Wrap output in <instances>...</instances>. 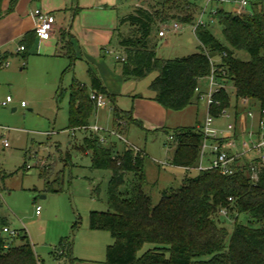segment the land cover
Returning <instances> with one entry per match:
<instances>
[{
	"label": "trees",
	"instance_id": "trees-1",
	"mask_svg": "<svg viewBox=\"0 0 264 264\" xmlns=\"http://www.w3.org/2000/svg\"><path fill=\"white\" fill-rule=\"evenodd\" d=\"M15 1L11 0L12 6ZM196 8L199 9L197 0H162L150 6L137 5L122 16L115 32L124 54L123 75L141 78L157 70L150 83L155 99L167 109L182 110L199 100L196 88L214 68L221 88L214 94L209 109L213 116H219L231 104L228 88L223 84H231L236 101L248 98L264 107V11L261 6L253 14L217 9L213 17L221 25L226 42L220 41L207 24L200 25L195 31L201 43L199 51L182 57H158L155 33L176 19L192 23ZM124 25L129 27L127 32L120 29ZM65 36L63 32L62 42ZM34 40L36 34L31 31L20 41L26 47L23 59L30 54ZM65 46L67 50L60 54L70 58L69 67H72L76 56ZM241 50L249 54L248 60L236 55ZM217 56L219 63L213 60ZM89 76V90L75 81L71 84L68 128L89 125L97 109L90 98V93L95 91L105 94L113 103L114 129L120 133L125 131L134 120L131 111L119 109L116 96L108 93L95 72L89 70ZM62 92L60 89L59 95ZM170 136L173 140H169V145L175 143V148L169 164L187 171L190 170L187 167L196 166L202 142L199 124L178 127ZM82 144L91 151L93 168L111 171L107 193L110 210L90 213V227L107 230L113 238L106 248L105 264H264V166L259 168L255 180L249 175L248 162L232 175H223L217 169L200 170L193 176L187 172L180 187L163 190L154 205L144 189L147 178L143 149L136 151L126 146L116 154L113 144L101 143L93 133L85 136ZM65 161H70L68 156ZM129 173L133 175L130 179ZM54 181L46 183L49 190H54ZM222 209L237 214L231 231L218 219ZM241 215L258 225L243 222ZM1 224L3 228L5 218ZM17 231L10 241L0 233V264H39L28 235L23 230ZM16 238L22 243L14 244ZM146 245L150 246L146 248ZM57 248L64 250L68 264H75L70 239L62 238Z\"/></svg>",
	"mask_w": 264,
	"mask_h": 264
},
{
	"label": "rangeland",
	"instance_id": "rangeland-1",
	"mask_svg": "<svg viewBox=\"0 0 264 264\" xmlns=\"http://www.w3.org/2000/svg\"><path fill=\"white\" fill-rule=\"evenodd\" d=\"M147 1L146 6H150L162 0ZM139 4L138 0H116L115 3L102 6L104 11L101 14L106 19L90 20L91 27H88L92 33L85 34L80 41L88 48L86 52L93 57L97 56V60L101 58L119 72L123 50L118 44L114 28L118 26L121 16L132 12ZM197 4L200 9L206 0H197ZM211 8L231 12L233 7L212 3L204 17L214 35L226 42L221 25L209 14ZM199 9L194 10L192 23L174 20L179 23V31H172L171 22L165 27L169 32L164 38L157 37L158 31L155 33L158 57H182L200 50L201 43L193 28ZM128 28L126 25L120 26L124 32ZM80 49L77 47L78 56L81 55ZM236 55L244 60L250 58L243 50L236 51ZM82 58L78 57L71 68L70 58L64 54L54 58L30 54L27 60L14 56L10 58V66L0 69V100L7 95L13 98L9 106H0V125L5 127V137L10 142V146L4 149L0 144V233L11 240V234L3 231L2 218L6 219L5 226L10 230H23L40 264L59 263L53 252L62 238L70 239L71 250L79 264H105L107 245L113 242L109 231L90 227L92 211L110 210L107 193L111 171L92 167L91 151L82 144L83 138L90 135L92 130L68 128L72 82L90 89V64L86 58ZM213 60L219 63L220 57ZM157 74L158 71L153 70L141 78L123 77L122 85H118L115 92L118 94V105L124 111H131L135 120L129 122L121 134L128 144L146 153L147 183L144 189L154 205L159 202L163 190L180 187L187 172L191 176L198 172L169 164L168 160L175 148V143L169 145V136L178 127L202 124L207 115V104L204 101L200 104L194 101L182 110L163 107L155 99V92L150 87ZM201 84L209 88L210 78L201 79ZM230 85H227L231 96L230 107L226 109L227 114L215 117L214 123L221 128L233 124L238 130L250 129L253 123L247 117L248 108L242 104L235 106L236 100ZM60 89L62 95L57 93ZM22 101L26 103L25 106H21ZM253 103L250 100V104ZM112 106L113 103L107 97V105L92 113L89 126L99 125L105 130L100 132L102 134L113 129ZM12 108L16 110L12 111ZM121 125L125 123L121 121ZM109 141L115 144L116 154L128 145L115 135L109 136ZM66 156L69 162L65 161ZM132 177V173H129L128 179ZM54 179V190H49L46 183ZM36 206L41 207L39 214L36 213ZM236 215L233 211L232 214L228 213V217L219 215L218 219L231 231ZM240 219L258 225L257 222L248 221L245 215H241ZM21 243V239H14V244ZM149 246L146 245V248ZM68 263L62 261V264Z\"/></svg>",
	"mask_w": 264,
	"mask_h": 264
},
{
	"label": "built area",
	"instance_id": "built-area-1",
	"mask_svg": "<svg viewBox=\"0 0 264 264\" xmlns=\"http://www.w3.org/2000/svg\"><path fill=\"white\" fill-rule=\"evenodd\" d=\"M212 3H222L232 5L233 13L248 12L253 14L256 8L262 7L264 11V0H206L204 6H200L198 12V18L195 21L193 28L196 31L200 25H206L204 17L207 13L208 7ZM217 10L211 8L209 14L213 16ZM35 17V34L38 41L46 39L54 30L55 17L53 14L43 11L40 8H36L33 11ZM163 28L158 32L160 37H165L169 32V29ZM180 26L178 22H173L172 31H179ZM26 47L23 43H18L16 52L23 53ZM124 60V56L121 57ZM9 61L0 50V69L7 67ZM214 68H212L210 75V87L206 90H202L200 86L196 88V93L199 94V100L204 101L208 105V112L204 122L199 125L202 132V142L200 144L199 160L196 166L187 167L190 170H206V169H217L223 175H232L238 171L239 166L243 163L248 162L249 175L252 179H257L258 170L264 166V107L260 105L256 106L254 103L250 104L248 98H241L237 103L242 104L248 108L247 117L251 121H255L250 129L244 131L243 135H237L236 126L228 124L226 128H221L215 125L214 118L209 109L211 104L214 102V94L219 91L221 84L216 81ZM222 86L227 87L226 84ZM90 98L95 102L96 108H103L107 105V96L103 93L92 91ZM252 101V100H251ZM13 102V98L7 95L5 99L0 100V106L7 107ZM24 101L21 102V106H25ZM226 109L219 115L227 114ZM84 129H91L92 133L97 135L99 141L103 144H110L109 136L115 135L122 141L129 143L125 137L115 130H107L106 133H100L104 129L99 125L83 127ZM5 127L0 125V144L3 148L10 146L8 138L5 137ZM105 131V130H104ZM240 136H242L240 138ZM169 140L172 141L173 137L169 136ZM110 142V143H109ZM134 150H139L138 147L128 144ZM170 147V146H169ZM168 147V148H169ZM41 211L40 206H36V213L39 214ZM221 216L228 217V210L222 209L220 211ZM4 232H8L12 237L18 234L17 230H10L7 226L3 227ZM7 247V245H6ZM54 258L59 261L58 264H62L65 261L66 256L64 250L57 248L54 251ZM40 264V262H39Z\"/></svg>",
	"mask_w": 264,
	"mask_h": 264
},
{
	"label": "crops",
	"instance_id": "crops-1",
	"mask_svg": "<svg viewBox=\"0 0 264 264\" xmlns=\"http://www.w3.org/2000/svg\"><path fill=\"white\" fill-rule=\"evenodd\" d=\"M138 1L141 3L139 5L145 6L146 2H148L147 0ZM115 2L116 0H16L12 6L11 0H3L1 4L0 16V50L9 61L8 66H10V58L14 56H21L23 58L22 53L16 52L17 45L28 32L34 31L36 22L33 11L36 8H40L43 11L53 14L55 17V26L53 32L46 39L43 41H38L37 39L34 40V43L29 49L30 54H39L41 56H45L46 58H54L58 55H62L60 52H65L67 50L65 45H67L68 48H71L72 52L76 56V60L78 57H80L81 60H83L82 57L87 59L88 63L90 64L89 70H92L97 76H99L108 93L114 94L115 96L118 95L115 93L116 87L120 84L122 85L123 77L125 79H130L123 75L122 66L121 70L118 72L117 69L111 68V66L105 63L101 58L100 60H97V56L93 57L94 55L91 56V54L87 53L86 51H88V48L83 46V42H80L84 39L85 34L92 33L90 30L91 28L88 27H91L90 20L93 22L94 20L102 21L106 19L105 15L101 14L103 13L102 11H104L102 10V6ZM117 27L114 28V31ZM63 32L66 33V36L62 42L61 35ZM157 37L160 36L157 35ZM156 38L154 37L155 41ZM62 45L63 48L61 47ZM77 47L81 48L80 56H78ZM29 55L27 56L26 60L28 59ZM123 56L124 54L122 57ZM199 86L202 90L206 89L205 86L201 84V80L199 82ZM117 101L118 98L116 96V105L120 110L124 111V109L118 105ZM196 102L197 104L202 103L200 100H197ZM254 104L258 106L257 102H254ZM238 105L239 103L236 101L235 106L238 107ZM206 106L208 112V105ZM14 109L16 110V108ZM15 110L12 108V111ZM251 122L253 124H251L250 127L255 125V121ZM245 130L247 129L242 128L238 130L236 128L238 137L240 134L243 135ZM241 137L242 136H240V138ZM182 168L186 170L184 167ZM72 258H75L73 252ZM75 264H79V261L76 259Z\"/></svg>",
	"mask_w": 264,
	"mask_h": 264
},
{
	"label": "water",
	"instance_id": "water-1",
	"mask_svg": "<svg viewBox=\"0 0 264 264\" xmlns=\"http://www.w3.org/2000/svg\"><path fill=\"white\" fill-rule=\"evenodd\" d=\"M13 110H15V109L13 108Z\"/></svg>",
	"mask_w": 264,
	"mask_h": 264
}]
</instances>
